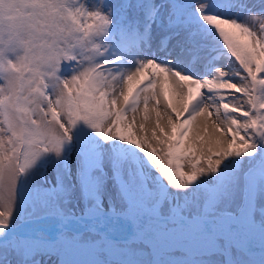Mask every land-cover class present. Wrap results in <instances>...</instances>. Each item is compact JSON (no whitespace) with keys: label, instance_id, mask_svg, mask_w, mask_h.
I'll use <instances>...</instances> for the list:
<instances>
[{"label":"snow or ice","instance_id":"obj_1","mask_svg":"<svg viewBox=\"0 0 264 264\" xmlns=\"http://www.w3.org/2000/svg\"><path fill=\"white\" fill-rule=\"evenodd\" d=\"M0 264H264V0H0Z\"/></svg>","mask_w":264,"mask_h":264},{"label":"bare ground","instance_id":"obj_2","mask_svg":"<svg viewBox=\"0 0 264 264\" xmlns=\"http://www.w3.org/2000/svg\"><path fill=\"white\" fill-rule=\"evenodd\" d=\"M160 82H157V87H156V90L157 92H159L160 90ZM148 95H151V91H149ZM161 104L164 106V103H163V98L161 97ZM151 108H152V104L150 103L149 104V120L148 121H143V104L141 103L140 104V107H139V110L136 112V113H132V112H129L127 114V119L128 121H132L133 117H135V121H136V133L138 136H145L147 137V139L150 141L151 145L152 146H155V141L154 140H151V130H152V127H154V119H155V113L151 111ZM201 117H197V121L200 122L201 121ZM141 122H144L145 123V131L144 132H141L140 129H139V124ZM188 169V166L187 165H184V168L183 170L186 171ZM187 172V171H186ZM119 212V211H117ZM109 218H105V220L107 221ZM111 224L113 226H118L119 223H121V218L119 217H112L111 220H110Z\"/></svg>","mask_w":264,"mask_h":264},{"label":"rangeland","instance_id":"obj_3","mask_svg":"<svg viewBox=\"0 0 264 264\" xmlns=\"http://www.w3.org/2000/svg\"><path fill=\"white\" fill-rule=\"evenodd\" d=\"M157 82H160V81H157ZM163 108H164V106L161 104V105H160V110L163 111ZM73 159H74V156H73ZM242 159L246 160L247 158H242ZM184 165H187V163L185 162ZM187 166H188V165H187ZM242 166H243V167H247V164L245 163V164H243ZM73 170L75 171V164L73 165ZM186 171L189 172V171H190V168L188 167V169H187ZM186 171H185V172H186ZM71 207H72L71 204H69V205H65V210L68 211V210L71 209ZM116 211H120V206H119V204H117Z\"/></svg>","mask_w":264,"mask_h":264}]
</instances>
